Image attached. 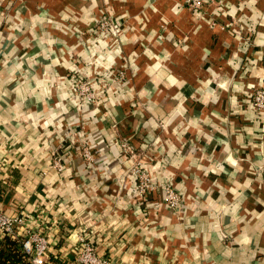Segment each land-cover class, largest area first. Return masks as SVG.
<instances>
[{"label": "crops", "instance_id": "obj_1", "mask_svg": "<svg viewBox=\"0 0 264 264\" xmlns=\"http://www.w3.org/2000/svg\"><path fill=\"white\" fill-rule=\"evenodd\" d=\"M182 2L0 0V208L31 215L71 264L76 234L110 264H264V112L249 99L264 87V0L201 20ZM106 6L128 24L98 44L86 30ZM81 70L97 106L71 91ZM80 126L94 166L67 139ZM126 137L182 192L178 212L134 195Z\"/></svg>", "mask_w": 264, "mask_h": 264}, {"label": "built area", "instance_id": "obj_2", "mask_svg": "<svg viewBox=\"0 0 264 264\" xmlns=\"http://www.w3.org/2000/svg\"><path fill=\"white\" fill-rule=\"evenodd\" d=\"M184 1L185 4L190 6L191 10H193L192 13L197 20L203 19L206 15V11L210 7L215 8L214 10L217 12L226 13L221 0ZM121 32L122 31H117V34H120ZM88 33L95 36L98 44L113 39V34L105 35L100 31H88ZM118 73L121 78H124L125 72L123 69L119 70ZM72 79L74 82H81L78 79H74V77ZM77 88L80 97L83 96L87 100L92 101L93 104H98V102H96L98 94L88 86L87 81ZM249 99L256 110L264 112V87L254 90L250 94ZM82 132L83 127L80 126L78 130L68 134L67 139L70 141L73 140L77 154H79L87 163L94 166L95 158L93 151L84 140ZM155 144L157 143L155 142ZM135 150L136 148L129 141L124 139L121 140V155L125 161L131 164L130 175L135 180L134 195L144 198L150 193H159L161 195L160 204H164L167 208L178 212L182 206L181 191L167 181H164L161 184L155 181L153 177H151L150 171L143 161L134 158L133 153ZM53 167H55L59 173L65 171L62 155L58 152L54 157ZM6 237L15 239L21 244L22 252L28 257L29 261H31V264H45L49 260V254H54L51 248L52 237L48 236L42 227L36 224L31 215L8 212L0 208V239ZM76 239L78 243H80L77 259L75 260L77 264H110L108 258L100 256L93 243L87 240L82 234H76Z\"/></svg>", "mask_w": 264, "mask_h": 264}, {"label": "rangeland", "instance_id": "obj_3", "mask_svg": "<svg viewBox=\"0 0 264 264\" xmlns=\"http://www.w3.org/2000/svg\"><path fill=\"white\" fill-rule=\"evenodd\" d=\"M182 4H181V8H186L189 10L190 13H192L193 10H191L190 6H187V4H185V1L182 0ZM190 8V9H189ZM193 14V13H192ZM102 15V16H101ZM127 22L124 21V20H121V19H118V17H116V14L109 8V7H103L101 10H100V13L95 21V24L93 27H90L88 30H86V34L88 33V31H100L102 34H105V35H109V34H113V39H110L111 42H114V40L118 39L117 36V31H125V29L127 28ZM118 27V28H117ZM165 26L163 28V30H165ZM116 31V32H115ZM124 72H126V70L123 68ZM120 69V70H121ZM74 79H78L80 80L81 82H74L73 81V84L71 85V91L76 95V96H79V98L81 99L82 102H84V105L91 108V107H94L95 104L92 103V101H89L87 100L86 98H84L83 96L80 97V95L78 94L79 91H78V88L77 87H80L81 85H83V83H85V81H87V84L88 86H90L92 88L93 91H96V82H97V77L95 76V74L93 73H89V72H84V71H80L79 73H75L74 75ZM73 78V77H72ZM126 78V77H125ZM113 79L115 81H119L117 82L116 84H120V81L124 83V78H121L118 71H115L114 72V76H113ZM73 80V79H72ZM123 83H121L123 85ZM98 84V83H97ZM101 86H102V89L103 90H109L113 87V85L110 86V84H107L106 81H103L100 83ZM115 85V84H114ZM85 87V86H84ZM97 93V91H96ZM98 94V93H97ZM96 102H98V99H96ZM98 104H96L97 106ZM143 108L145 109H150L148 104H143L141 105ZM135 137H132L131 139L134 140L132 141L130 139V137H126L124 138V140H127L129 141L135 148L136 150L134 151V158L137 160L139 159L140 160V157L142 156V150L139 146H137L135 144ZM158 143V141H154L152 146L151 147H154L157 145L155 144ZM155 180V179H154ZM167 181L168 183H171L170 181L168 180H165ZM122 182L124 183L125 182V179L123 180L122 179ZM173 184V183H172ZM174 185V184H173ZM182 193V192H181ZM183 195H182V206H183ZM181 206V207H182ZM170 209V208H169Z\"/></svg>", "mask_w": 264, "mask_h": 264}, {"label": "trees", "instance_id": "obj_4", "mask_svg": "<svg viewBox=\"0 0 264 264\" xmlns=\"http://www.w3.org/2000/svg\"><path fill=\"white\" fill-rule=\"evenodd\" d=\"M143 139V144L147 141ZM0 264H31L28 257L22 252L21 244L10 237L0 239ZM45 264H71V262L61 254H49V260Z\"/></svg>", "mask_w": 264, "mask_h": 264}]
</instances>
